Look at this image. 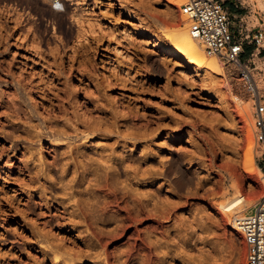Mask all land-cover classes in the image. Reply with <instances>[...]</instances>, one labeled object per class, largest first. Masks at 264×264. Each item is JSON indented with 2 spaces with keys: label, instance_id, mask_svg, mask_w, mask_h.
<instances>
[{
  "label": "rangeland",
  "instance_id": "rangeland-1",
  "mask_svg": "<svg viewBox=\"0 0 264 264\" xmlns=\"http://www.w3.org/2000/svg\"><path fill=\"white\" fill-rule=\"evenodd\" d=\"M57 1L0 0V264H245L218 206L264 197L238 67L181 58L186 0Z\"/></svg>",
  "mask_w": 264,
  "mask_h": 264
},
{
  "label": "built area",
  "instance_id": "built-area-1",
  "mask_svg": "<svg viewBox=\"0 0 264 264\" xmlns=\"http://www.w3.org/2000/svg\"><path fill=\"white\" fill-rule=\"evenodd\" d=\"M229 0H186L181 6L187 18L190 36L203 47L204 54L218 58L238 67L246 93L253 102L255 140L261 149L257 167L264 181V24L256 27L253 34L247 26L232 30L230 13L226 7ZM235 3L244 8L243 0ZM252 43L254 52L243 61L245 44ZM233 227L241 236L245 248V264H264V197L253 207L237 214Z\"/></svg>",
  "mask_w": 264,
  "mask_h": 264
},
{
  "label": "bare ground",
  "instance_id": "bare-ground-1",
  "mask_svg": "<svg viewBox=\"0 0 264 264\" xmlns=\"http://www.w3.org/2000/svg\"><path fill=\"white\" fill-rule=\"evenodd\" d=\"M57 2H53V3H57ZM62 2L63 1L60 0L58 3H60L62 5V7H63L64 5L62 4ZM169 2L172 3V4H178L181 1L178 2L176 0H169ZM178 6H179V4H178ZM50 13H51V15L56 16V15H58L59 12H57L56 10H54L53 8H51L50 9ZM171 38H172V40H173V42L175 44V48L181 53V58H183L184 60L188 61L190 64L196 65L198 70H202V69L210 70L212 68L220 69V68L223 67V63H221V60H215L214 59V60H212V63L206 62L207 60H206V57L204 55L203 47L199 44V42L197 40L193 39L190 36L189 29H187V27L186 28L179 29L177 33H175V34L172 35ZM220 71H221V69H220ZM229 79L230 78H226L225 77V80H224L225 81V83H224V86L225 87L224 88L226 89V91H225L226 94L227 93H230V94L233 93L232 92L233 90H232V88L230 86ZM244 117H246V116H244ZM48 135H50L52 138L61 140V142L66 140V137L64 139V135H62V134H56V132H55V134L54 133H52V134L49 133ZM246 141L248 142V146H247L248 148L246 150V152H247L246 153V159H247L246 160V169L248 171H250V172L252 171L251 173H253V172H255L254 171L255 169H253V167L255 165V163H254V157H255L256 154H255V140H254V136L252 134L251 128L249 129V132H248V136H247ZM176 154H177V152H176ZM176 154H173L172 158L170 157L171 158V161L169 162V168H168L169 172H167V173H174V172L179 173L180 174V177L176 181V183L177 184H183V182L185 180H189V179H188L187 173L185 174V171L182 172V170H183L182 169V160H183V157L182 156L183 155L182 156H179V155H176ZM256 200H257V198H256ZM256 200L254 202H252L253 201V199H252V201L250 200L251 201L250 202L249 201V198H247L246 195H244V193H242V189L240 190L239 188H235L233 190L232 197L226 203H223L221 205H218L220 207V208L219 207L218 208H219V210H222L223 211L222 212V215L225 214V215L228 216L231 213L237 212V210H240V211L248 210L249 208H251L252 206H254ZM235 230H237V229H235Z\"/></svg>",
  "mask_w": 264,
  "mask_h": 264
},
{
  "label": "crops",
  "instance_id": "crops-1",
  "mask_svg": "<svg viewBox=\"0 0 264 264\" xmlns=\"http://www.w3.org/2000/svg\"><path fill=\"white\" fill-rule=\"evenodd\" d=\"M243 1L244 8L238 6L235 0H229L226 3V7L231 16L232 30L234 33H237L239 26L246 25L247 29L253 34L257 26L264 24V15L261 12L259 14L257 11H254L252 5L247 0ZM254 50L255 46L252 43H246L243 61H247Z\"/></svg>",
  "mask_w": 264,
  "mask_h": 264
}]
</instances>
